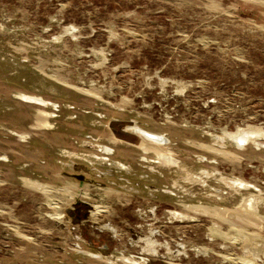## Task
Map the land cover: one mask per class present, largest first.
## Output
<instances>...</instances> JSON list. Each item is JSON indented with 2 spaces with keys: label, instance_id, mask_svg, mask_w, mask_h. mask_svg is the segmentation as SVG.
<instances>
[{
  "label": "rangeland",
  "instance_id": "1",
  "mask_svg": "<svg viewBox=\"0 0 264 264\" xmlns=\"http://www.w3.org/2000/svg\"><path fill=\"white\" fill-rule=\"evenodd\" d=\"M0 264H264V0H0Z\"/></svg>",
  "mask_w": 264,
  "mask_h": 264
},
{
  "label": "water",
  "instance_id": "2",
  "mask_svg": "<svg viewBox=\"0 0 264 264\" xmlns=\"http://www.w3.org/2000/svg\"><path fill=\"white\" fill-rule=\"evenodd\" d=\"M134 132L137 133L138 135H140L142 138H144V139H146L147 141H150V142H159L161 144L168 143V140L165 137H163V136H158V135H155V134H151V133L145 132V131L140 130V129H137V130L134 129ZM248 141H249V138H247L246 135H241L237 139V142L241 146H244Z\"/></svg>",
  "mask_w": 264,
  "mask_h": 264
},
{
  "label": "bare ground",
  "instance_id": "3",
  "mask_svg": "<svg viewBox=\"0 0 264 264\" xmlns=\"http://www.w3.org/2000/svg\"><path fill=\"white\" fill-rule=\"evenodd\" d=\"M38 101H39V100H38ZM136 130H137V129H136ZM256 131H257V130H256ZM260 131H261V130H260ZM260 131H259V132H260ZM251 132H252V131H251ZM252 133H253V132H252ZM241 135H246L247 138H252V137L250 136V134H249V131H244V130H243V131L240 132V136H241ZM251 135H252V134H251ZM237 139H238V138H237ZM145 140H146V139H145ZM157 147H158V146H157ZM242 208H243V209H247V210L250 209V208L252 209V206H251V204H250V200H249V201H246V202L243 204ZM254 212H255V211H254ZM255 215H256V214H255Z\"/></svg>",
  "mask_w": 264,
  "mask_h": 264
},
{
  "label": "trees",
  "instance_id": "4",
  "mask_svg": "<svg viewBox=\"0 0 264 264\" xmlns=\"http://www.w3.org/2000/svg\"><path fill=\"white\" fill-rule=\"evenodd\" d=\"M80 207H84L85 208V214H84V218H86V216H87V213H88V211H89V207L88 206H86V205H81V203H79V204H77V206H76V209H79Z\"/></svg>",
  "mask_w": 264,
  "mask_h": 264
}]
</instances>
